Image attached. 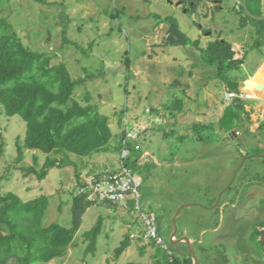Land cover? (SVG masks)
Returning <instances> with one entry per match:
<instances>
[{"label": "rangeland", "instance_id": "374dc122", "mask_svg": "<svg viewBox=\"0 0 264 264\" xmlns=\"http://www.w3.org/2000/svg\"><path fill=\"white\" fill-rule=\"evenodd\" d=\"M45 1L47 3L36 0H0V19L6 18L27 46L50 54L54 64L67 65L73 78L81 82L76 89L75 98L85 105L87 104L85 99L89 95L90 101L98 105L100 112L109 117L114 134L109 145L111 149L86 157L70 154V159L76 162V166L51 168L46 178L40 180L37 175L26 174L23 169L14 166L18 157L17 141L24 139L26 123L20 116H6L0 105V145L4 144L5 149L0 156V192L5 194L12 191L25 201L47 195L50 204L43 225L59 223L71 227L73 198L79 194V186L83 178L119 170L121 161L124 160V149L119 152L112 146H118L121 141H123L122 145H125L127 134L122 139L124 132L130 131L136 136L139 134L142 136V128L134 127L130 122L136 111L144 107L145 112L157 108L160 109L159 113L160 111L169 113L168 106L170 107L176 98L174 94L180 90V87H184L186 80H190L191 77L202 78L209 84L217 79L222 84L221 93L224 95V101L228 102L225 94L231 89L218 77V65L210 66L201 62L200 49L192 44L185 47L167 46L170 27L166 23L158 24L157 19L153 17L154 14L175 18L181 30L192 41H200L203 48L211 41L222 38L245 52V61L240 70L227 74L233 82L240 85L242 81L247 83L255 76L254 73L264 58V43L260 51L252 48L258 37L256 28L252 23L246 26L251 25L250 28L240 27L242 15L238 11L241 0ZM251 8L255 13L259 11L264 13V0L260 5L252 3ZM175 82H179L180 85H176ZM193 84H196L195 80ZM190 87L185 86V88ZM247 90L253 96L258 92L257 94L264 97V92L254 93L253 88ZM178 93L180 95L181 91ZM191 94H194V91ZM152 115L154 116L152 124L156 127L163 125L164 121L167 123L166 126L169 125V120L166 121L164 117L158 119L155 113ZM204 121L205 124L210 123L208 125L211 128L205 127L206 131H197V133H203L201 134L206 143L215 142L214 151L200 143L194 137L195 133L188 128L185 129V134L190 136L183 142L178 138V135H182V131L165 139L162 134L155 135L152 145L145 144L144 147L154 148L163 143L166 147H171L175 154L172 155L168 150L167 160L172 158L179 161L183 158L182 160L185 161L192 160V163L183 166L172 163L170 166L159 167L151 156L145 159L152 168L148 166L149 170L143 169L139 173L142 177L139 202L133 198L134 196H130L127 201L108 202V204L104 202L88 208L66 255L41 264H154L156 248L151 245V239L144 237L140 210L143 212L153 210L156 216H159L160 233L174 256L179 259L185 255L190 257L186 242L173 243L171 236L175 232L174 218L185 205L196 204L180 211L176 222L178 240L186 234L192 237L200 235L204 228L209 227L210 221L204 218L207 213L203 212L201 207L207 203L205 200L207 194L216 193L218 190L219 176L217 172L209 174L213 171L210 168H199L202 163L199 159L214 153L219 155V158L214 160L216 164L223 165L227 161L225 156L227 147L221 146V143L220 146L216 144L221 136L215 133L213 127L218 124L215 123V119ZM225 136L228 138V134ZM238 136L240 138L241 135H237V138ZM242 136L244 137L243 134ZM231 137L234 135L231 134ZM131 140L128 139L126 142L132 152L135 142L132 143ZM247 140L264 143V130L257 129L256 134L247 135ZM250 142L249 149L261 150ZM182 146H190V150L183 151ZM230 146L231 151H234L233 147L240 150L241 142L231 140ZM254 154L264 155V152ZM35 155L38 157L37 163L34 160ZM48 157H65V155L56 152L47 155L27 151L20 165L35 166L40 170ZM251 162L255 167L246 173L248 177L251 179L256 176L254 180L259 179L260 176L264 177V157L248 160L246 167ZM199 169L202 171L197 173ZM216 169L215 167L214 170ZM237 169L228 185L232 182ZM244 171L241 175L245 173ZM76 172L80 173V178L77 177ZM134 175L137 176L136 172ZM237 184L238 181L233 187ZM222 192L218 194V198ZM100 217L103 220V228L98 238L97 252L95 255L91 253L85 255L88 242L85 241L83 234L90 230ZM232 224H229L230 237L227 240L218 239V235L207 233L202 245L196 243L198 258H202L203 261L200 248L205 247L207 252L211 251L219 258L214 264H253L252 258L248 261V258L244 259L242 256L244 253L242 249H247V245L241 243L238 248L231 238ZM225 229L228 230L227 224L220 235L227 234ZM127 234L131 236V245L120 258H115V248L120 246ZM164 250L168 251L165 248ZM248 250L252 254L254 249L251 246ZM161 258H165V253ZM8 264H16V261L11 260Z\"/></svg>", "mask_w": 264, "mask_h": 264}, {"label": "trees", "instance_id": "16d2710c", "mask_svg": "<svg viewBox=\"0 0 264 264\" xmlns=\"http://www.w3.org/2000/svg\"><path fill=\"white\" fill-rule=\"evenodd\" d=\"M36 1L47 3L45 0ZM242 1L238 11L242 15L240 27L243 29L249 23L254 25L258 37L252 48L259 50L264 43V20L249 17ZM252 3L260 5L262 0H247V4L253 14L263 16V12L255 13L252 10ZM153 17L157 19L158 24L166 23L170 27L167 46L185 47L192 44L200 49L201 62L210 66L218 65V77L231 91L243 92L240 84L233 82L227 74L240 70L245 61V52L222 38L211 41L203 48L200 41H192L181 30L175 18L162 17L159 14H154ZM263 79L264 67L253 79L254 83L252 81L248 87L253 88V92L257 91ZM79 83L81 82L73 78L65 63L54 64L50 54L27 46L15 27L6 18L0 19V105L6 116H20L26 123L25 137L17 141L18 157L15 167L23 169L26 174H35L43 180L51 168L76 166V162L70 159V154L86 157L111 149L109 145L114 134L109 117L100 112L98 105L90 101L89 95L85 99V105L75 98ZM182 107V100L176 99L168 109L175 112ZM244 111V103L234 100L226 108L220 126L230 131L235 125H240ZM196 127L207 126L197 124ZM125 135L126 132L122 134V139ZM122 142L112 148L121 152L124 148ZM27 151L47 155L53 152L64 153L65 157H48L45 165L38 170L35 166L20 165ZM4 152V144H1L0 156ZM262 152L264 150L261 149L251 154ZM37 158L35 155V163ZM125 162L134 172L138 170L137 159L130 156ZM247 167H244V170H247ZM76 175L80 178L79 172H76ZM80 184L82 185V181ZM232 190L234 187L230 188V191ZM73 199L71 227L59 223L45 226L43 220L50 204L47 195L25 201L12 191L5 194L0 192V264H8L11 260H15L16 264H41L65 256L80 229L83 215L88 208L96 204L87 200L85 194L75 195ZM157 220L159 224V216ZM102 228L103 220L100 217L98 222L83 234L88 242L85 255L96 254ZM150 243L156 248L154 264H193L191 256L179 259L168 247L165 248L167 251L154 240ZM130 245L131 236L127 234L120 246L115 248V258H120ZM163 253L165 258H161Z\"/></svg>", "mask_w": 264, "mask_h": 264}, {"label": "crops", "instance_id": "0c3cea01", "mask_svg": "<svg viewBox=\"0 0 264 264\" xmlns=\"http://www.w3.org/2000/svg\"><path fill=\"white\" fill-rule=\"evenodd\" d=\"M250 27L251 25L246 28H250ZM263 67H264V58L262 62L258 65L254 75L256 76ZM194 80L196 84H193ZM186 81L187 82H185L184 87H180V90H177L176 94H174V97H176L174 98V100L180 99L183 102V107L181 110L175 111V112L169 111V113H166V112L164 113L160 111L159 113L160 109L156 108V109H153V111L150 110V111L145 112L143 109L144 107H143L141 108V110L136 111L135 115L133 116V119L130 122L134 127L140 126L142 128V136H140L139 134L138 136H136L135 138L131 140L132 143L135 142L132 148L131 157L132 159L138 160L137 163H138L139 168L135 172L137 174V177L141 180V182H142V177L139 175V173L143 169L149 170L150 168H152V165L151 164L149 165L148 162H146L145 160L149 158L150 156L152 159L154 158V160L156 161V165L159 167L170 166L172 163L177 164L179 166L192 163V160L185 161V160H182L183 158L182 159L180 158L179 161H175L172 158L170 160H167L166 153L168 152V150H170L172 155H175V154L172 152L171 147L168 146L169 147L168 148L163 143L161 145H156L154 148L153 146L152 148L151 147L146 148L144 147V145L145 144H148L149 146L152 145L153 138L155 135L158 136L162 134L165 139V138H168L169 136H175V134L180 133V131H182V135L181 134L178 135V138L181 142H183L188 136H190L188 134H185L186 132L185 129L188 128L190 131H193V133H195L194 137L200 143L206 146L207 149L214 151L215 142H207L208 143L207 144L204 141L202 132H204V130L206 131L205 127L199 128V127H196V125L202 124L206 126L210 123L205 124L204 120L215 119V123L218 125L216 126L217 128L213 127L214 128L213 130L215 131L217 135H219V137L221 136L219 139V142L216 144L217 145L219 144V146L222 144L221 146L227 147L228 150H226L227 153L225 155L227 156V161L223 165L221 163L216 164L214 160L219 158V155H214V153H212L211 155H208L207 157L199 159V160H202V163L198 167L199 168H210L214 172L211 171L209 172V174H213L217 172L219 179L217 181L218 190L216 191V193L209 192L207 194V197L205 198V200H207V203L203 204L205 205L204 207H201L204 210L202 211L207 213V216H205L204 218L207 219L208 222L210 221L209 227L204 228L201 231L200 235H195L192 237L185 233L186 235L182 237V238L188 237L191 240L194 246V249H196L195 244L199 243L202 245L203 239L207 235V233H211L213 236L218 235L217 237L218 239L227 240V238L230 237L228 234V232L230 231L229 224H232L235 218L233 202L235 200V197L237 196L234 190L230 191V188L233 187V184L238 181V185H239L238 193L244 192L245 190H243L244 188L243 186H245V183L249 180V177L246 173H248L251 168L255 167L251 162L249 165H247L248 167H247V170L244 171L245 173L241 175L242 171L244 170V167H246V163L250 159L263 158L260 156H255V155H260V154H251L253 150L249 149L248 147V143L250 141L247 140V135L256 134L257 129L264 130V97L260 96V94H257L258 93L257 92L256 94H254L252 98L242 100V102L244 103V108H245V111L242 114V122H240V125H237V126L235 125L234 128H232L230 131H227L225 128H222L220 126V120L224 116L226 108L233 102L224 101V95L223 93H221L222 84L219 83L217 79L212 84L207 83V81L202 80V78L193 79V77H191L190 80L187 79ZM188 83H191V84L189 85ZM175 84L177 85L179 84V82H175ZM185 86L186 87L191 86V87L185 88ZM193 86L196 88H194ZM240 86L243 92H249L250 89L247 90V88L249 87L246 86L245 82L242 81ZM179 91H181L180 95L178 93ZM192 91H194V94H191ZM257 91L264 92L263 85L260 84L259 89ZM152 113H155L156 114L155 117L158 119L159 117L160 118L164 117L166 121L169 120L168 121L169 125L166 126L167 123H165V121L163 125H165L166 127H164L163 125L159 127H156V125H153L152 123L154 121L153 120L154 116L152 115ZM207 127H209V125ZM197 131H202L201 132L202 134L200 132L197 133ZM223 134L225 135L228 134V138L225 135L223 136ZM231 134H233L234 137L230 138ZM242 134L244 135V137L242 136ZM237 135H241L240 138L239 136L237 138ZM234 139L239 140V142H241L240 150H237L236 148L233 147L234 151H231L230 142L231 140H234ZM210 143H213V144H210ZM250 143L256 144L257 148L259 149H262V150L264 149L263 142H254V143L250 142ZM182 148H183V151H185V149L187 151L190 150V146H182ZM243 159H246V161L244 162L241 169L238 171L235 181L232 183L230 188L227 189L223 193L220 203L217 204L216 202L218 199V194L222 192L223 190H225V188L228 186V183L230 182L232 178L231 176L233 175L235 169L240 167V164L242 163ZM154 160H152V162ZM148 166L150 168H148ZM215 167L217 168L216 170H214ZM199 171H202V169L201 170L199 169L197 173H199ZM239 175L241 176L239 177ZM188 206H196V204L192 203L191 205H188ZM188 206L185 205V207H188ZM185 207H182V209ZM150 211L153 212V210H150ZM212 221H214L213 225H211ZM226 224L228 228V230L225 229L227 231V234L220 235V232L223 231L224 227H226ZM201 225H204V224H201ZM159 231L161 232L160 227H159ZM171 238L172 240L174 239L178 240L177 239L178 237L176 235L174 236V234L171 236ZM181 242H178V243H181ZM200 250L203 253L202 255L203 261H202V258H199L200 264H214L219 261L218 260L219 258L213 255L214 253H212L211 251L210 252L205 251V247H201ZM184 255L185 254H183V256ZM185 257L187 256L185 255ZM182 259H186V258H182Z\"/></svg>", "mask_w": 264, "mask_h": 264}, {"label": "built area", "instance_id": "2783aa9c", "mask_svg": "<svg viewBox=\"0 0 264 264\" xmlns=\"http://www.w3.org/2000/svg\"><path fill=\"white\" fill-rule=\"evenodd\" d=\"M249 92L228 91L225 98L228 101L246 100L252 98ZM127 139H133L136 134L128 131ZM124 141L123 159L119 172L109 171L103 174L88 176L83 178L82 185L79 186V194H85L87 200L96 204L104 202L127 201L130 196L139 202V187L141 180L134 175V171L127 167L125 160L131 156L130 145ZM141 208V207H138ZM141 222L144 226V237L154 240L156 244L167 248L166 243L160 235L157 216L153 212H143L140 210Z\"/></svg>", "mask_w": 264, "mask_h": 264}, {"label": "flooded vegetation", "instance_id": "af4514ba", "mask_svg": "<svg viewBox=\"0 0 264 264\" xmlns=\"http://www.w3.org/2000/svg\"><path fill=\"white\" fill-rule=\"evenodd\" d=\"M256 176L245 183L242 193L238 187H234L237 194L234 200V224L232 225V236L235 245L240 248L241 243L247 245V249H242L244 258L253 264L264 263V177ZM244 222V223H243ZM254 249L251 254L249 247Z\"/></svg>", "mask_w": 264, "mask_h": 264}, {"label": "water", "instance_id": "95a60500", "mask_svg": "<svg viewBox=\"0 0 264 264\" xmlns=\"http://www.w3.org/2000/svg\"><path fill=\"white\" fill-rule=\"evenodd\" d=\"M242 2H243L244 10H245L246 14H247L249 17H251L252 19H255V20H264V16H257V15H254V14L250 11V9H249V7H248V4H247V0H243ZM256 76H257V75H256ZM256 76H255V77H256ZM255 77H254V78H255ZM254 78H253V79H254ZM253 79H252L251 81H248V82L246 83V86H247V87L250 85V83L253 81ZM253 83H254V81H253ZM255 156L264 157V155H255ZM245 161H246V159L243 160V163L241 164V166L236 170L232 182L227 186V188H226V189L221 193V195L219 196L217 204L220 203L223 193H224L227 189H229L230 186L232 185V183L235 181L236 176H237V173H238V171L241 169V167L243 166V164H244ZM181 210H182V209L179 210V212L177 213V215H176L175 218H174V224H175V232H174V236H175L176 233H177V230H176V222H177V219H178V216H179ZM181 241H184V242H186V243L188 244L189 252H190V254H191V257H192V259H193L194 264H200V259H199L198 256L196 255V252H195V249H194V246H193L191 240H190L188 237H184V238H182V239H180V240H175V239H174V240H173V243L176 244V243L181 242Z\"/></svg>", "mask_w": 264, "mask_h": 264}, {"label": "bare ground", "instance_id": "6f19581e", "mask_svg": "<svg viewBox=\"0 0 264 264\" xmlns=\"http://www.w3.org/2000/svg\"><path fill=\"white\" fill-rule=\"evenodd\" d=\"M261 85H263V89H264V79L260 82Z\"/></svg>", "mask_w": 264, "mask_h": 264}]
</instances>
